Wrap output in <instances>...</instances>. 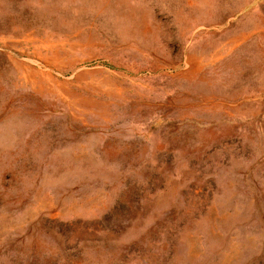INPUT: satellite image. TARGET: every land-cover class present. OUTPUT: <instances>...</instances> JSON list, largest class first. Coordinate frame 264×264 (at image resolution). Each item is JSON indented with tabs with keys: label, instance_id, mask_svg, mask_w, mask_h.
Here are the masks:
<instances>
[{
	"label": "rangeland",
	"instance_id": "rangeland-1",
	"mask_svg": "<svg viewBox=\"0 0 264 264\" xmlns=\"http://www.w3.org/2000/svg\"><path fill=\"white\" fill-rule=\"evenodd\" d=\"M0 264H264V0H0Z\"/></svg>",
	"mask_w": 264,
	"mask_h": 264
},
{
	"label": "bare ground",
	"instance_id": "bare-ground-1",
	"mask_svg": "<svg viewBox=\"0 0 264 264\" xmlns=\"http://www.w3.org/2000/svg\"><path fill=\"white\" fill-rule=\"evenodd\" d=\"M189 244H190V253H192L193 248H192V243H191V241H189Z\"/></svg>",
	"mask_w": 264,
	"mask_h": 264
}]
</instances>
